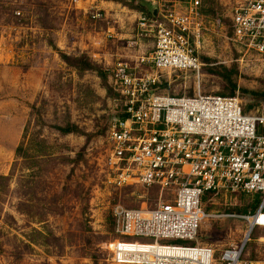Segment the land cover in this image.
<instances>
[{"label":"rangeland","instance_id":"obj_1","mask_svg":"<svg viewBox=\"0 0 264 264\" xmlns=\"http://www.w3.org/2000/svg\"><path fill=\"white\" fill-rule=\"evenodd\" d=\"M131 5L128 0H0V176L8 177L7 183L0 180V264H112L108 244L119 239L114 208L149 211L158 205L157 188L116 187L105 167L109 128L124 111L111 78L113 65L154 47L152 35L138 29L139 11ZM203 5L209 20L219 12L214 0ZM147 11L141 13L148 17ZM97 12L101 17L92 19ZM230 35L225 28L219 36H207L198 52L199 77L161 75L156 93L191 97L198 89L203 95L236 97L244 113L264 114V62L240 59ZM61 55L83 59L90 69ZM66 126L76 131L61 134L55 128ZM19 143L25 154L16 159ZM171 199L170 192L162 193L163 202ZM255 201V195L241 193L205 195L208 217L195 241L158 244L208 245L219 262L223 250L244 242L241 264H264V228L245 237ZM35 230L52 233L49 246Z\"/></svg>","mask_w":264,"mask_h":264},{"label":"built area","instance_id":"obj_2","mask_svg":"<svg viewBox=\"0 0 264 264\" xmlns=\"http://www.w3.org/2000/svg\"><path fill=\"white\" fill-rule=\"evenodd\" d=\"M145 1L156 16L138 12L135 21L140 31L152 35L154 47L147 55L113 65L111 78L124 99V111L109 128L105 167L116 187L136 183L157 188L159 203L149 211L114 208L119 239L108 244L110 260L241 264L244 242L223 250L216 262L211 246L158 241H195L208 217L202 207L208 194L260 195L259 207L246 217V233L264 228V114L242 112L236 97L203 95L198 89L191 97L156 90L164 74L199 77L198 52L208 35L219 36L225 28L240 59L264 62V0H214L220 9L211 20L203 14L204 0ZM100 17L97 12L91 18ZM165 191L172 199L163 202Z\"/></svg>","mask_w":264,"mask_h":264},{"label":"trees","instance_id":"obj_3","mask_svg":"<svg viewBox=\"0 0 264 264\" xmlns=\"http://www.w3.org/2000/svg\"><path fill=\"white\" fill-rule=\"evenodd\" d=\"M111 1H115V2H118V0H111ZM125 1H127V0H125ZM128 1H132V2H134V4L135 5H131L132 7H130L131 9H135V10H137V11H139V12H144V11H147V10H149V11H147V15H148V17H152L153 16V11L154 10H152V9H147L146 8V3H144V2H146L145 0H128ZM61 58L64 60V61H66L67 63H69V64H72V65H76V64H78V63H80L81 61L82 62H84L83 63V69H90V64L88 63V62H86V61H83V59H78V60H71V59H69V57H67V56H64V55H61ZM207 60L208 61V59H206V58H204V57H201V60ZM227 73H229V71H227ZM233 89H234V85H233ZM233 92L234 91H232L230 94L232 95L233 94ZM56 128V130L59 132V133H61V134H70V133H73V132H75L76 131V127H74V126H66V127H64V128H61V127H55ZM14 154H15V157H16V159H18V158H23V156H24V151H23V149H22V146L20 145V143H19V145L15 148V150H14ZM15 164V163H14ZM11 170H13V168H11ZM0 180L1 181H5L6 183L8 182V177H3V176H0ZM255 197H256V201H255V205H254V211H256L257 210V208L259 207V205H260V202H261V200H260V195H255ZM19 211H22L20 208L18 209ZM49 212H47V214H48ZM43 216H45V213L43 214ZM41 219H40V222L41 223H44V218L43 217H40ZM35 232L36 233H38L42 238H43V240H44V242L42 243V244H44V246H49L48 244H50V242H49V238L51 237V239H54L53 238V236H52V233H50V232H46V233H44V234H42V233H39L38 231H36L35 230ZM197 237H198V235H197ZM196 237V238H197ZM84 243H85V245H90V243H91V241L89 240V239H85L84 240ZM97 264V263H96Z\"/></svg>","mask_w":264,"mask_h":264},{"label":"water","instance_id":"obj_4","mask_svg":"<svg viewBox=\"0 0 264 264\" xmlns=\"http://www.w3.org/2000/svg\"><path fill=\"white\" fill-rule=\"evenodd\" d=\"M156 16V11H153V17H155Z\"/></svg>","mask_w":264,"mask_h":264},{"label":"bare ground","instance_id":"obj_5","mask_svg":"<svg viewBox=\"0 0 264 264\" xmlns=\"http://www.w3.org/2000/svg\"><path fill=\"white\" fill-rule=\"evenodd\" d=\"M249 234L248 233H246V235H245V237H247Z\"/></svg>","mask_w":264,"mask_h":264}]
</instances>
